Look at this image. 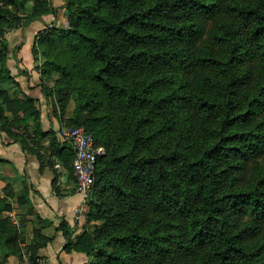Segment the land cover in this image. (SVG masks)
<instances>
[{"label":"trees","instance_id":"1","mask_svg":"<svg viewBox=\"0 0 264 264\" xmlns=\"http://www.w3.org/2000/svg\"><path fill=\"white\" fill-rule=\"evenodd\" d=\"M61 1L66 26L46 20L50 0H0V129L24 143L34 118L32 138L49 134L7 62L6 32L44 21L35 85L56 113L73 99L63 126L105 147L64 248L92 264H264V0ZM0 229L17 240L7 219Z\"/></svg>","mask_w":264,"mask_h":264},{"label":"crops","instance_id":"2","mask_svg":"<svg viewBox=\"0 0 264 264\" xmlns=\"http://www.w3.org/2000/svg\"><path fill=\"white\" fill-rule=\"evenodd\" d=\"M50 1L62 8L61 0ZM33 3L34 0H26L27 9H31ZM49 15L45 17L48 22ZM44 23L33 20L7 35L11 49L10 70L23 91L38 98L41 129L49 134L33 139L36 129L34 118L27 121L30 134L25 133L24 143L0 129V220L7 219L17 229V240L11 242L6 239L8 234L0 229V263L20 264L23 248L34 246L46 257L45 264H92V257L86 253L64 248L68 237L83 231L86 204L77 191V183L71 177L65 160L51 146V131L60 141L59 130L69 114L67 111L62 114L59 108L56 113L41 87L35 85L39 79L34 71L31 48L35 33ZM22 69L29 70L30 80L26 73L20 71ZM63 222L69 227V235L61 228Z\"/></svg>","mask_w":264,"mask_h":264},{"label":"built area","instance_id":"3","mask_svg":"<svg viewBox=\"0 0 264 264\" xmlns=\"http://www.w3.org/2000/svg\"><path fill=\"white\" fill-rule=\"evenodd\" d=\"M60 142L69 145L74 151L73 172L77 183V191L83 202L89 201L95 183L97 162L105 153V147L95 143L94 133L84 125L62 126L59 130ZM46 257L35 253L30 246H25L21 254L20 264H45Z\"/></svg>","mask_w":264,"mask_h":264},{"label":"rangeland","instance_id":"4","mask_svg":"<svg viewBox=\"0 0 264 264\" xmlns=\"http://www.w3.org/2000/svg\"><path fill=\"white\" fill-rule=\"evenodd\" d=\"M34 4V3H33ZM33 6V5H32ZM27 8V7H26ZM28 10H30V8L28 9ZM67 14H68V11L65 9V8H58V12H57V15H56V17H54L55 15H52V14H50L49 15V22H53V20L54 19H56V21H58V22H56L57 23V25H59V26H66L67 24H68V18H67ZM51 16V17H50ZM46 17H48V15H46ZM45 25L46 24H43L42 26V28H44L45 27ZM41 28V29H42ZM12 30H14V29H10V30H8L7 32H6V36L8 35V33L10 32V31H12ZM39 31V30H38ZM38 31H37V33H38ZM37 33H35V36L33 37L34 38V42H35V39H36V35H37ZM8 38V37H7ZM32 49V48H31ZM31 52H33V50H31ZM33 57H34V55H33ZM10 60V56H8V61ZM7 61V62H8ZM42 61H43V58L41 59V56L40 57H38V58H35L34 57V71L36 70V78H40V71L39 70H37L36 69V66H38L40 63H42ZM11 71V70H10ZM11 73H13V72H11ZM49 83L50 84H52V82H50L49 81ZM6 86H8L7 84H5ZM0 86H2V83L0 82ZM8 87H10V86H8ZM16 89H18V87L16 86V87H14L13 89H10V91H12V92H14ZM74 106H75V103H74V101H73V99H71V101H69V103H68V110H67V112H68V118H71L72 116H73V109H74ZM45 109H44V111H46V107H44ZM97 224H100V222H98Z\"/></svg>","mask_w":264,"mask_h":264}]
</instances>
